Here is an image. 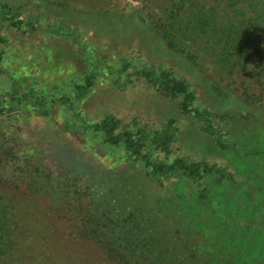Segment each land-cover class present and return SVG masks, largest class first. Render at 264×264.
<instances>
[{
  "label": "rangeland",
  "instance_id": "obj_1",
  "mask_svg": "<svg viewBox=\"0 0 264 264\" xmlns=\"http://www.w3.org/2000/svg\"><path fill=\"white\" fill-rule=\"evenodd\" d=\"M171 2L174 0H0L2 11L3 4L18 11L22 25L18 29L0 25L3 60L0 63L3 69L0 71V110H14L18 115L0 112V151H10L6 155L9 168L19 166L21 171L31 174L41 166L42 172L53 177L45 201L38 205L34 198L26 199L19 214L17 208L12 209L13 215L15 212L19 216L29 214L30 219L34 213L37 215V222L29 228L37 237L25 242L27 251L31 243L41 250L39 257L36 256L37 263H50L53 257L59 264H94L96 261L108 264L97 242L81 241L80 220L86 215L77 214L70 197L82 190L96 194L102 189L97 194L126 200L133 184L138 185L135 194L145 190L142 185L145 180H128L120 173L130 154L127 147L107 142L103 132L92 131L85 122L93 123L114 113L122 127L145 128V146L150 147L156 132L158 136L168 130L166 118H177L179 126L185 129L190 126V129L172 144L169 158L205 159L232 173L236 172L233 160L239 159V164L251 160L246 164V172L235 173L237 180L231 184L233 195L245 188L244 180L256 172L254 167H259L258 171L264 167V126L261 123L253 122L247 131L243 130L249 137L245 141L247 151L250 154L252 150L255 158L251 155L231 158L232 150L206 155L196 147L197 137L202 133L204 145L209 147L213 145L212 136L201 129V122L182 114L177 100L158 95L152 83L144 78V68L153 66L157 71L171 64L178 78L187 79L195 87L197 104L213 112L214 122L221 129L224 126L219 120L220 113H230L232 124H238L242 116L264 120V51L255 54L230 46L221 53L223 35L211 44L206 39L190 41L181 28H172L176 21L170 19L167 11ZM248 11L245 6L237 10ZM28 21L37 29L31 26L29 30ZM234 23L239 24L240 19ZM60 33L64 35L57 36ZM139 38L143 39L144 48L154 50L149 52L148 60H137L134 55L131 46ZM261 41L264 42V35ZM122 54L127 59L121 77L119 58ZM95 67L98 72L92 90L82 96L79 86L84 85L86 76ZM122 127L117 132L122 131ZM226 133L234 137L232 132ZM141 152L147 153L144 148ZM75 165L78 168L89 165V169L85 168L78 176ZM136 166L145 169L144 159H138ZM4 180L0 179L2 193L7 198L15 195L11 188L4 186ZM76 182L80 189L74 187ZM154 182H148L150 188L147 189L153 191L157 186L168 192L172 186V181ZM113 190H116L114 196L110 193ZM232 205L239 206L234 202ZM55 241L59 243L57 246H54Z\"/></svg>",
  "mask_w": 264,
  "mask_h": 264
},
{
  "label": "trees",
  "instance_id": "obj_2",
  "mask_svg": "<svg viewBox=\"0 0 264 264\" xmlns=\"http://www.w3.org/2000/svg\"><path fill=\"white\" fill-rule=\"evenodd\" d=\"M225 1L174 0V3L168 4L170 7L167 6L170 19L176 21L174 24L171 22L172 28H181L182 33L194 43L206 39L211 44L212 40L223 35L225 38L221 53L228 51L230 46L244 48L255 54L264 51V42L261 41L264 35V0ZM3 5L5 8L3 11L0 9V25L21 28L18 11ZM226 6L234 10L227 9ZM244 6L249 9L248 13L237 12ZM225 16L228 20L224 19ZM237 19H240L239 24L234 23ZM26 24L30 27L29 30L32 29L31 26L37 29L31 21ZM59 35L64 34L57 36ZM66 36L70 42L69 35ZM141 39L131 47L137 60H148L149 52L154 50L144 48ZM212 48L215 49L216 46ZM126 59L125 54L119 58L122 63L120 76L125 73ZM2 61L0 57V63ZM181 63L184 65V62ZM168 65V68L157 71L153 66H150L151 69L144 68V78L152 83L158 95L177 100L181 113L199 120L201 129L212 136L210 142L213 145L207 147L204 145L206 141L203 140V134L200 133L196 147L201 148L206 155H215L218 150H232L231 158L234 155L240 159L255 155L252 150L250 154L247 151L245 141L249 137L243 130L247 131L253 122L264 126V120L242 116L238 124H232L229 120L231 114L225 112L218 114L224 126V129L219 128L217 122H214L213 112L197 104L195 87L187 79L178 78L173 73L171 64ZM0 71H3L1 67ZM97 72L95 67L86 76L84 85L79 86L82 96L92 90ZM2 111L9 116L16 115L14 110L4 112L1 109L0 112ZM166 120L168 130L158 136H155L156 132L153 136L154 144L150 147L145 146V128L138 127L134 130L126 125L122 127L121 120L114 113H108L93 123L85 122L92 131L103 132L107 142L127 147L130 154L120 172L126 179L146 182L142 184L145 190L138 194H135L138 185L130 186L126 200H116V190L110 192L114 197L97 194L102 189L97 190L96 194L83 190L75 192L70 201L77 214L86 215L85 219L80 220V228L83 229L81 241L88 243L92 239L97 242L96 245L108 264H264V167L259 171V167H254L256 172L251 173L250 179H243L245 188L238 195H233L231 184L237 180L235 173L246 172V164L251 160L242 164H239V159L233 160L236 172L232 173L205 159L191 160L185 156L169 158L172 144L181 140L189 132L190 126L187 129L179 126L177 118L168 117ZM120 126L122 131L117 132ZM226 132H232L234 137L231 138ZM143 148L146 149V154H142ZM242 151L247 153L244 155ZM8 153V150L6 153L0 151V179H5L4 186L11 188L15 195L7 198L2 193V188L0 189V264H42V261L36 262V256L39 257L41 251L38 246L31 243L27 251L25 245L27 239L37 237L36 232L29 230L37 222V215L34 213L30 219L29 214H18L24 208L26 199L34 198L38 205L45 201L53 177L42 172L41 166L31 174L24 173L19 166L9 168L6 157ZM140 158L145 161V169L136 166ZM82 167L75 165L76 175H80L85 168L89 169V165ZM89 173L91 175L90 170ZM163 180L172 181L171 189L167 188L168 192L161 191L157 186L153 191L147 189L150 188L148 182L162 184ZM74 187L80 189L81 186L76 182ZM233 202L239 206L232 205ZM47 203L51 204V201ZM14 208L18 210L16 215L12 213ZM54 243V246L59 244L56 241ZM87 261L85 258L84 262ZM45 264L59 263L52 257L50 263ZM94 264L102 263L96 261Z\"/></svg>",
  "mask_w": 264,
  "mask_h": 264
}]
</instances>
